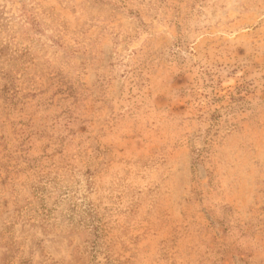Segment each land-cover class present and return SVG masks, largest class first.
Returning <instances> with one entry per match:
<instances>
[{
    "label": "rangeland",
    "instance_id": "rangeland-1",
    "mask_svg": "<svg viewBox=\"0 0 264 264\" xmlns=\"http://www.w3.org/2000/svg\"><path fill=\"white\" fill-rule=\"evenodd\" d=\"M0 264H264V0H0Z\"/></svg>",
    "mask_w": 264,
    "mask_h": 264
}]
</instances>
